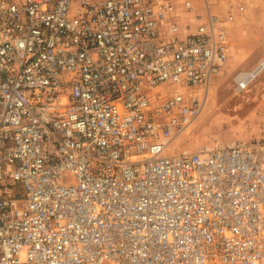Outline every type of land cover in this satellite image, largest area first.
Instances as JSON below:
<instances>
[{
    "label": "built area",
    "instance_id": "1",
    "mask_svg": "<svg viewBox=\"0 0 264 264\" xmlns=\"http://www.w3.org/2000/svg\"><path fill=\"white\" fill-rule=\"evenodd\" d=\"M219 2L0 0V264H264V139L180 144Z\"/></svg>",
    "mask_w": 264,
    "mask_h": 264
},
{
    "label": "rangeland",
    "instance_id": "2",
    "mask_svg": "<svg viewBox=\"0 0 264 264\" xmlns=\"http://www.w3.org/2000/svg\"><path fill=\"white\" fill-rule=\"evenodd\" d=\"M225 1L219 2L221 14L227 10ZM243 5L244 11L230 24L228 63L213 79L211 102L181 139L182 149L264 139V72L247 89L237 80L264 60V0H243Z\"/></svg>",
    "mask_w": 264,
    "mask_h": 264
},
{
    "label": "bare ground",
    "instance_id": "3",
    "mask_svg": "<svg viewBox=\"0 0 264 264\" xmlns=\"http://www.w3.org/2000/svg\"><path fill=\"white\" fill-rule=\"evenodd\" d=\"M264 72V60H262L259 65L254 68L251 72H248V73H243L241 75L238 76V82L240 84V88H244V89H247L249 88V86L261 75V73ZM212 89V88H211ZM212 90H210V93H209V98L208 100H210L211 102V99H212ZM208 103V102H207ZM210 104V103H209ZM208 106V105H206ZM206 108V107H205ZM204 111V110H203ZM203 113V112H202ZM197 122V121H196ZM195 122V123H196ZM195 123L192 125V127L195 125ZM191 127V128H192ZM190 128V129H191Z\"/></svg>",
    "mask_w": 264,
    "mask_h": 264
}]
</instances>
